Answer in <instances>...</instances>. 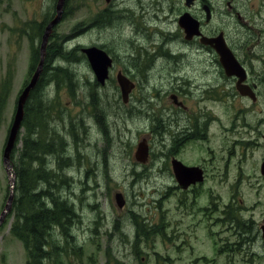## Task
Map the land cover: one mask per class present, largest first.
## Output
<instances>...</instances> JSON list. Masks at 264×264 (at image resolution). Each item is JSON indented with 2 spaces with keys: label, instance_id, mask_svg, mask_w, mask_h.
Listing matches in <instances>:
<instances>
[{
  "label": "rangeland",
  "instance_id": "obj_1",
  "mask_svg": "<svg viewBox=\"0 0 264 264\" xmlns=\"http://www.w3.org/2000/svg\"><path fill=\"white\" fill-rule=\"evenodd\" d=\"M114 1L116 3L117 0ZM56 2L57 0H0V80L9 68L13 70L11 92L0 127V213L11 190L8 170L3 159L5 141L16 111L17 98L33 74L30 72L31 44L27 38L28 24L47 18L49 22L56 14ZM66 4L69 12L64 14L56 25L51 41L62 44L64 51H75L76 57L66 59L59 55L54 56L46 72V79L49 80L42 90L46 108L48 99L52 98L59 104L57 108L60 107V118L56 114L51 120L59 153H43L37 162L39 165L45 163L48 169H56V172L59 163H62L63 167L68 166L63 170L62 177L71 190L64 196H75L70 203L75 204L80 217L78 215L75 218L72 237H68L71 232L66 236L60 231L58 235L60 245L67 246L68 243L72 247L69 255L64 252L61 254L62 264H229L226 259L228 256L223 253H228L227 246L236 241L233 233L238 231V227L234 228L229 220L221 218L225 204L233 203L234 207L240 208L239 213L242 216H253V220L260 221L264 214V178L259 177L254 169L256 161L249 160L244 165L243 174L237 178L235 172L220 177L218 170L225 169H219L216 141L211 138L202 143V154L200 151L196 153V158L200 155L202 158L213 156L211 162L203 160L207 178L193 190L182 191L177 186L178 182L166 162L165 152L168 145L164 147V153L161 155L150 151L151 161L147 164L148 168L154 170L161 166V175L154 176L152 171H143L144 165L135 157L138 142L144 137L152 141L157 136L155 141L159 144L160 131H166L164 136L169 144L172 135L166 127H170V122H163L152 116L143 115L145 119L135 117L128 123L132 131L121 130L123 135L120 136L119 127H122V124L115 117L119 116V104L124 102L121 89L115 88L112 83L104 87L98 82L82 48H105L113 57H117L121 51H131L128 49L131 48L129 44L132 43V36L136 34L135 24L140 23L141 18L147 20L149 16L141 13V18L135 16L133 20L116 18L110 24L101 26L98 24V15L102 12L101 9L107 6L105 0H67ZM219 5L221 10L215 16L216 25L217 21L240 24L236 14L229 11L226 0ZM235 5L239 7L238 14L244 19L245 0H237ZM117 6L140 9L138 0L119 2ZM150 22L154 24L152 20ZM35 46H38L37 40ZM115 60L117 61L116 58ZM180 62L183 71L197 76L202 84L213 83V58L206 53H197L194 49L193 53L186 54ZM163 63L164 61L159 64L160 69ZM56 66L64 67L72 73L73 84L66 79L58 86L53 77ZM155 99L156 103L149 104L151 110L158 105L162 107L170 103L165 97L162 102L158 98ZM187 99L189 105L192 101L199 102L205 111L214 109V102L203 100L200 93L190 94ZM263 107L264 101L255 106L257 111ZM103 112L114 137L113 147L118 149L119 159L123 160L119 166L115 163L112 170L114 177L102 157L105 136L99 117ZM187 112L184 109L180 111L184 117H187ZM255 115L256 113L253 114L254 123L258 120ZM82 116L84 122L81 121ZM224 119L227 120V117L222 115V120ZM241 120L242 117L237 119ZM228 122L232 123L233 120ZM21 134L23 136L24 129ZM258 136L259 133L254 135V139ZM119 138H122V144ZM262 142L264 143L263 139ZM18 147L22 148V140ZM65 148H68L73 157L71 165L64 162L60 156L64 154ZM153 161L158 165L152 166ZM61 185L62 183L59 186ZM154 187L157 191L152 193ZM118 192L123 193L126 201L122 207L116 201ZM211 198L214 201L212 204ZM138 212L149 221V231L147 234L137 235L138 243H134L133 228L136 225L132 214ZM8 214L0 225V264H26V249L23 242L11 234L12 218H8ZM74 217L72 215L71 219ZM65 222L70 227L66 220ZM115 222H119L122 228L130 233L129 239L123 231L118 232L113 228ZM182 238H185L186 242L178 246ZM258 242L260 245L254 244L253 249L261 252V255L252 254L249 245H234L230 249V255L236 261L232 264H252L251 259L254 256V264H264V241L259 238ZM76 244L82 248L78 250L79 255L75 253ZM195 258L205 261L197 262L199 259L196 261Z\"/></svg>",
  "mask_w": 264,
  "mask_h": 264
},
{
  "label": "flooded vegetation",
  "instance_id": "obj_2",
  "mask_svg": "<svg viewBox=\"0 0 264 264\" xmlns=\"http://www.w3.org/2000/svg\"><path fill=\"white\" fill-rule=\"evenodd\" d=\"M125 1L127 0H117L115 3L114 0H105L107 6L101 9L102 12L98 15V24L108 25L116 18L130 20H133L135 16L141 18L139 16L141 13H145L149 18L147 20L141 18L142 21L135 24L136 34L132 36V43L129 44L131 48L128 49L131 51L124 53L121 51L117 57H113L104 48L111 57L112 63L103 82L96 78L104 87L112 83L115 88L121 89L124 102L119 104V116L115 117L122 124V127H119L120 136L123 135L121 130L132 131L128 123L135 117L145 119L144 116H152L160 121L170 122L169 128L163 123L166 130L172 135L169 144L168 139L164 136L166 131L163 133L160 131L159 144L155 141L157 136L152 141H149L148 137H144L138 142L135 157L144 165L142 166L143 171H152L154 176L161 175V166L154 170L151 167L148 168L147 164L151 161L150 151H154L155 155H161L164 153V147L168 145L165 152L166 162L178 182L177 186L182 191L193 190L207 178L203 160L211 162L213 158V156L202 158V155L196 158V153L200 151L202 154V143L213 138L216 141L219 169H225L218 170L220 177L235 172L237 178L238 175L243 174L244 165L249 160H255L254 169L259 177L264 178V143L262 142V139L264 140V107L259 111L255 108L258 102L264 101V0H245L244 19L238 14L239 7L235 5L237 0H226L229 11L236 14L240 24L217 21V25L215 16L220 13L219 4L224 0H138L140 9L117 6L119 2L124 3ZM154 25L156 28H153ZM187 27L198 31L189 35ZM153 29L154 33L152 34ZM215 38H223L224 43L239 63V65L236 64L238 72L233 73L227 70L222 56L215 46L217 43L213 40ZM194 49L197 53H206L213 58L211 68L213 71L211 77H214L213 83L202 84L197 76L183 71L180 60L186 54L193 53ZM162 61H164L163 67L160 69L158 66ZM123 85L131 86L127 96H124ZM198 93L201 94L203 100L208 99L210 103L214 102L212 111H205L197 101L188 104L189 95ZM164 97L170 101L169 104L162 105V107L158 105L155 109H150L149 104L156 103L155 98L162 102ZM99 101L101 102V100ZM138 102H143V104ZM90 105L93 108L92 101ZM181 109H184L185 112L188 111L187 117L180 113ZM254 113L258 119L255 123ZM56 114L58 117L60 116V107ZM222 115H225L227 120H222ZM241 117L242 120L237 121ZM99 119H101L99 123L104 128L105 136L102 148L103 161L109 166L110 174L114 177L115 173L112 170L115 163L119 166L123 160L119 159L118 149L113 147L114 137L108 121H105L104 112ZM231 120L233 122L229 123L228 121ZM81 121L84 122L83 116ZM137 131L139 132V128ZM258 133L259 136L254 139V135ZM119 141L120 144L123 143L122 138H119ZM141 143L145 144L148 150L146 160L137 156ZM63 153V159L68 165H71L73 157L68 148H65ZM154 161L152 166L158 165L154 164ZM180 163L190 170L181 174L183 167ZM156 191L157 188L154 187L152 193ZM117 194H121L126 203L123 193L118 192ZM69 198L74 200L75 196L71 195ZM210 201L211 204L214 202L212 198ZM72 204L76 215L74 219H71L70 227L66 226L63 229L66 236L71 232L69 238L73 236L75 218L79 215L75 204ZM222 211L224 215L221 218L229 220L234 228L238 227L236 233L233 230L236 241L227 246L228 253H223L228 256L226 259L229 264L236 261L230 255V249L234 245H249L252 254L261 255V252L253 249V245L259 244V238L264 241V214L260 221L253 220V216H242L239 213L240 208L234 207L233 203H226ZM135 217L140 223H144V230L148 232L149 225L147 223L149 221L144 219L140 212L132 214L134 223L136 222ZM229 227L232 229L231 226ZM113 228L118 232L123 231L128 239L131 237L119 222H115ZM90 229L94 228L90 227ZM136 230L137 227H134V243H138L137 235L144 234L139 231L136 234ZM182 242H186L185 238L181 239L178 246ZM195 260L197 262L205 261L201 258H195ZM251 263H255V256L252 257Z\"/></svg>",
  "mask_w": 264,
  "mask_h": 264
},
{
  "label": "trees",
  "instance_id": "obj_3",
  "mask_svg": "<svg viewBox=\"0 0 264 264\" xmlns=\"http://www.w3.org/2000/svg\"><path fill=\"white\" fill-rule=\"evenodd\" d=\"M66 6L64 14L69 12ZM47 21L48 18L44 21H31L28 24L27 38L31 44V73L40 60V45ZM36 40L37 47L35 46ZM57 55L66 59L76 57L75 51H64L62 44L51 41L50 38L43 71L25 106L21 128V131L24 129V134L22 136L20 131L12 153L17 182L8 218H12L11 234L21 240L26 249V264H62L61 254L64 252L69 255L72 249L68 243L67 246L60 245L57 239L59 230L65 233L62 230L67 226L65 220L70 225L72 215H76L69 196H64L71 190L68 189L69 184L62 177L63 170L66 168L59 163L58 172H56V169H48L45 163L40 165L37 163L39 156L43 153L47 155L59 153L54 139L55 129L51 125V120L56 117L59 104L54 98L48 99L46 108L42 96V90L49 80L46 79V72L50 68L49 62ZM54 70L53 77L58 86L66 79L73 84L72 73L68 69L56 66ZM12 78L13 70L9 68L0 80V127L3 122V111L11 92ZM96 106L94 105V109ZM21 140L22 148H19ZM60 156L64 158L63 155ZM63 161L65 162V159ZM60 183H62L61 186H59ZM135 218L137 232L147 234L148 232L144 230V223H140L138 218ZM75 249V253L79 255L78 250L82 248L76 245Z\"/></svg>",
  "mask_w": 264,
  "mask_h": 264
},
{
  "label": "water",
  "instance_id": "obj_4",
  "mask_svg": "<svg viewBox=\"0 0 264 264\" xmlns=\"http://www.w3.org/2000/svg\"><path fill=\"white\" fill-rule=\"evenodd\" d=\"M66 3H67V0H57L56 14L47 23L44 33L42 35V41L40 45L39 63L37 67L35 68L30 80L23 87V89L20 92L19 97L17 98L16 111H15L14 118H13L12 124L10 126V129H9L6 141H5V147L3 151L4 164L8 170L11 190H10L8 200L5 204V207L0 215V225L6 219V216L10 212L11 207H12V201H13L14 192H15L14 188H15V183H16V172L14 170V162L12 159V153L17 144V140H18L21 128H22V121L25 116V106L31 95L32 90L37 85L38 80L43 71L49 40L55 30L56 25L59 24V22L62 20L64 16ZM186 30L189 35H193L195 32L198 31L196 29L191 30V28L189 27H187ZM213 40L217 42L215 46L217 47L219 53L221 54L222 61L224 62L227 70L233 73L238 72L237 70H238L239 63L237 59L234 57V55L232 54V52L228 49V46L224 43L223 38L222 39L215 38ZM82 51L88 56L91 66L98 80L100 82H103L107 76L108 68L112 63V59L109 56V54L104 49L98 46L83 47ZM122 87H123L124 96H127L131 89V86L123 85ZM137 156L142 157L144 160L147 159V147L145 144L141 143V145H139ZM182 167L183 169L181 171V174H185V172L190 170L188 167L186 168L183 165ZM116 201L119 206L122 207L124 205V200L121 194H117Z\"/></svg>",
  "mask_w": 264,
  "mask_h": 264
},
{
  "label": "bare ground",
  "instance_id": "obj_5",
  "mask_svg": "<svg viewBox=\"0 0 264 264\" xmlns=\"http://www.w3.org/2000/svg\"><path fill=\"white\" fill-rule=\"evenodd\" d=\"M93 69V68H92Z\"/></svg>",
  "mask_w": 264,
  "mask_h": 264
}]
</instances>
